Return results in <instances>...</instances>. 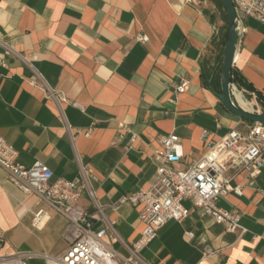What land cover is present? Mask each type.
I'll use <instances>...</instances> for the list:
<instances>
[{
  "label": "crops",
  "instance_id": "1",
  "mask_svg": "<svg viewBox=\"0 0 264 264\" xmlns=\"http://www.w3.org/2000/svg\"><path fill=\"white\" fill-rule=\"evenodd\" d=\"M238 28L233 73L246 86L237 95L245 110L263 113L257 95L264 99V25L241 16ZM143 36L146 43L139 41ZM228 38L220 0H0V42L14 51L0 46V137L20 165L41 162L54 181L80 179V165L86 166L87 182L120 237L135 243L144 229L140 207L112 206L150 188L162 139L179 137L180 161L167 167L186 171L210 142L250 125L218 97ZM35 73L67 99L61 110L30 84ZM183 82L187 89L179 94ZM225 177L242 195L231 192L218 207L239 212L245 233L227 232L186 201L190 216L159 230L142 252L148 263L264 264V167L255 177L231 167ZM79 205L94 212L86 191ZM40 211L45 215L36 226ZM66 226L64 216L17 187L0 167L1 255L28 253V264H48L67 250ZM113 249L127 256L120 243Z\"/></svg>",
  "mask_w": 264,
  "mask_h": 264
},
{
  "label": "built area",
  "instance_id": "2",
  "mask_svg": "<svg viewBox=\"0 0 264 264\" xmlns=\"http://www.w3.org/2000/svg\"><path fill=\"white\" fill-rule=\"evenodd\" d=\"M238 19L253 18L264 25V0H232ZM139 41L146 43L148 37ZM0 46L9 52H14L6 44ZM22 61L29 63L30 59L16 54ZM34 60L36 57L33 58ZM34 87L41 89L47 97L55 102L61 110L67 99L57 91L52 90L42 77L35 73L30 81ZM187 83L176 86L179 94L186 92ZM236 96L239 89L233 84ZM77 106V105H76ZM68 131L71 129L68 127ZM123 135L120 139H123ZM136 137L133 136V144ZM207 153L186 171H177L167 165L180 161L178 150L180 139L176 135H168L162 139V148L154 153V160L159 163L157 176L150 188L145 191L129 193L112 206L117 210L122 205L140 207L139 217L144 224L141 237L135 243L124 241L116 228V223L109 219L106 207L101 205L87 182L88 169L80 165L81 178L75 181L63 179L54 181L53 171L41 162L31 167L18 163V153L0 137V167L7 171L10 180L27 193L35 194L46 201L50 207L67 220V226L62 234L68 247L63 256L51 260L48 264H150L142 256L143 250L153 242L159 230L171 221L183 222L192 210L183 203L189 201L193 209L202 211L224 226L227 232L245 230L241 227L242 215L237 211H227L218 207L221 198L234 192L242 195V190L232 188L230 180L225 177L231 167H240L251 177L258 176L264 167V125L250 124L246 131L237 128L218 142H210ZM91 199L94 212L89 214L79 205L83 192ZM44 211L35 216L36 226L41 224ZM100 224L95 229V225ZM186 237L193 239L192 233ZM113 243H120L127 252L121 257L113 249ZM6 245V237L0 231V252ZM32 257L28 253H16L10 256L0 254V264H28Z\"/></svg>",
  "mask_w": 264,
  "mask_h": 264
},
{
  "label": "water",
  "instance_id": "3",
  "mask_svg": "<svg viewBox=\"0 0 264 264\" xmlns=\"http://www.w3.org/2000/svg\"><path fill=\"white\" fill-rule=\"evenodd\" d=\"M222 4L227 15L229 38L224 49L221 94L218 97L225 109L234 116L252 124L264 125V113L245 110L239 105L233 93L232 71L239 37L238 16L232 0H222Z\"/></svg>",
  "mask_w": 264,
  "mask_h": 264
},
{
  "label": "trees",
  "instance_id": "4",
  "mask_svg": "<svg viewBox=\"0 0 264 264\" xmlns=\"http://www.w3.org/2000/svg\"><path fill=\"white\" fill-rule=\"evenodd\" d=\"M220 2H221V5L223 6L222 0H220ZM232 83L235 84L238 87L239 90H241L243 87L246 86V83L243 82L242 77L237 75V74H235V73H233V71H232ZM257 101L264 108V99L260 95H257ZM250 124H252V123H250Z\"/></svg>",
  "mask_w": 264,
  "mask_h": 264
},
{
  "label": "bare ground",
  "instance_id": "5",
  "mask_svg": "<svg viewBox=\"0 0 264 264\" xmlns=\"http://www.w3.org/2000/svg\"><path fill=\"white\" fill-rule=\"evenodd\" d=\"M237 100H238V102L240 103V105H241L244 109H248V110H249L248 104H247L246 102L243 101V99L241 98L240 95H237Z\"/></svg>",
  "mask_w": 264,
  "mask_h": 264
},
{
  "label": "rangeland",
  "instance_id": "6",
  "mask_svg": "<svg viewBox=\"0 0 264 264\" xmlns=\"http://www.w3.org/2000/svg\"><path fill=\"white\" fill-rule=\"evenodd\" d=\"M183 204L185 205V202Z\"/></svg>",
  "mask_w": 264,
  "mask_h": 264
}]
</instances>
